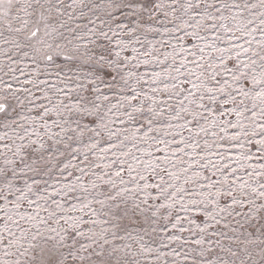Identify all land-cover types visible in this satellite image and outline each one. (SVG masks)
<instances>
[{
    "label": "snow or ice",
    "instance_id": "1",
    "mask_svg": "<svg viewBox=\"0 0 264 264\" xmlns=\"http://www.w3.org/2000/svg\"><path fill=\"white\" fill-rule=\"evenodd\" d=\"M0 264H264V0H0Z\"/></svg>",
    "mask_w": 264,
    "mask_h": 264
}]
</instances>
